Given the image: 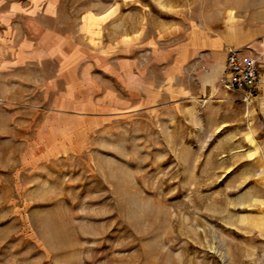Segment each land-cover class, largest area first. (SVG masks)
<instances>
[{
  "label": "rangeland",
  "instance_id": "374dc122",
  "mask_svg": "<svg viewBox=\"0 0 264 264\" xmlns=\"http://www.w3.org/2000/svg\"><path fill=\"white\" fill-rule=\"evenodd\" d=\"M0 264H264V0H0Z\"/></svg>",
  "mask_w": 264,
  "mask_h": 264
},
{
  "label": "built area",
  "instance_id": "2783aa9c",
  "mask_svg": "<svg viewBox=\"0 0 264 264\" xmlns=\"http://www.w3.org/2000/svg\"><path fill=\"white\" fill-rule=\"evenodd\" d=\"M221 82L228 89L241 93V98L250 104L259 94L263 78L259 57L248 47L229 46L225 56Z\"/></svg>",
  "mask_w": 264,
  "mask_h": 264
},
{
  "label": "crops",
  "instance_id": "0c3cea01",
  "mask_svg": "<svg viewBox=\"0 0 264 264\" xmlns=\"http://www.w3.org/2000/svg\"><path fill=\"white\" fill-rule=\"evenodd\" d=\"M224 69V68H223Z\"/></svg>",
  "mask_w": 264,
  "mask_h": 264
}]
</instances>
